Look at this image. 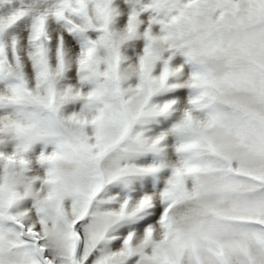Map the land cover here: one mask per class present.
I'll list each match as a JSON object with an SVG mask.
<instances>
[{
	"label": "snow or ice",
	"instance_id": "obj_1",
	"mask_svg": "<svg viewBox=\"0 0 264 264\" xmlns=\"http://www.w3.org/2000/svg\"><path fill=\"white\" fill-rule=\"evenodd\" d=\"M0 264H264V0H0Z\"/></svg>",
	"mask_w": 264,
	"mask_h": 264
}]
</instances>
